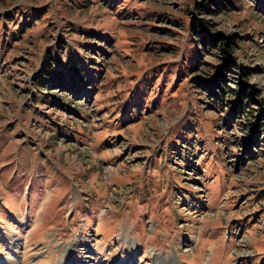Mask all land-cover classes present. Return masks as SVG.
<instances>
[{
  "label": "rangeland",
  "instance_id": "rangeland-1",
  "mask_svg": "<svg viewBox=\"0 0 264 264\" xmlns=\"http://www.w3.org/2000/svg\"><path fill=\"white\" fill-rule=\"evenodd\" d=\"M204 1L0 0V264H264V0Z\"/></svg>",
  "mask_w": 264,
  "mask_h": 264
},
{
  "label": "trees",
  "instance_id": "trees-1",
  "mask_svg": "<svg viewBox=\"0 0 264 264\" xmlns=\"http://www.w3.org/2000/svg\"><path fill=\"white\" fill-rule=\"evenodd\" d=\"M206 5L207 4H206V0H205L204 2H202L200 4H197V8L200 11L209 10V8H207ZM194 26L196 27V24H194ZM206 30H207V28H206ZM207 33H208L207 31H204L203 33H198L197 36L199 38H201V41L200 40H198V41H200L203 45H206L207 44V41H206L207 38L206 37L213 38L215 44L219 40L220 41L219 50L223 55L226 56L225 58H220L221 60H223L225 65L222 68L221 67L216 68V71H217L216 76L212 77L211 83H210L211 86H209V88L207 90L208 91L207 93H209V100H210V103H208V105L209 106L214 105V106H217L216 108H221L223 105L220 104L219 102H222L223 95L225 93H227L225 88H223L224 83H226V78H225V74L223 73L222 69L225 68L226 70L233 72L231 67L235 64L234 61L232 60V56L229 54V49L231 48L232 42H231V40H229V38H225V36H223L222 34L217 35V36H211ZM241 71L243 72V76L249 75V72H250L249 69H247V68H242ZM239 86H240V89L238 90V95L243 97L244 99H247L248 95H246V94H247V92H249V93L251 92L250 90H248L251 87H247V85H245V84H243V85L239 84ZM228 90L233 92V93L235 92L231 89H228ZM247 108H250L251 110H256L254 108H251L249 105H247ZM257 125H258V123H257Z\"/></svg>",
  "mask_w": 264,
  "mask_h": 264
},
{
  "label": "bare ground",
  "instance_id": "bare-ground-1",
  "mask_svg": "<svg viewBox=\"0 0 264 264\" xmlns=\"http://www.w3.org/2000/svg\"><path fill=\"white\" fill-rule=\"evenodd\" d=\"M155 264H177L174 260H167L164 257H155Z\"/></svg>",
  "mask_w": 264,
  "mask_h": 264
},
{
  "label": "crops",
  "instance_id": "crops-1",
  "mask_svg": "<svg viewBox=\"0 0 264 264\" xmlns=\"http://www.w3.org/2000/svg\"><path fill=\"white\" fill-rule=\"evenodd\" d=\"M25 192H26V191H25ZM52 197H54V195H53Z\"/></svg>",
  "mask_w": 264,
  "mask_h": 264
}]
</instances>
